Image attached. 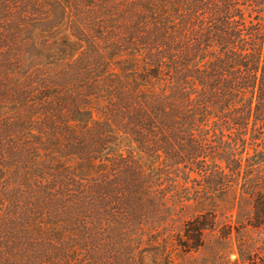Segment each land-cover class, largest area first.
<instances>
[{"label": "rangeland", "instance_id": "374dc122", "mask_svg": "<svg viewBox=\"0 0 264 264\" xmlns=\"http://www.w3.org/2000/svg\"><path fill=\"white\" fill-rule=\"evenodd\" d=\"M23 1L0 18V260L264 264V198L159 160L130 120L142 0Z\"/></svg>", "mask_w": 264, "mask_h": 264}, {"label": "trees", "instance_id": "16d2710c", "mask_svg": "<svg viewBox=\"0 0 264 264\" xmlns=\"http://www.w3.org/2000/svg\"><path fill=\"white\" fill-rule=\"evenodd\" d=\"M69 2L30 0L64 16ZM13 3L19 0H0L1 19H8ZM142 3L135 32L144 48L134 55L141 69L134 68L127 76L125 95L130 120L157 137L159 160L166 157L170 166L196 167L210 187L239 185L237 195L249 194L259 202L264 191L250 190L248 184L255 177L264 183V175L257 171L264 166V0ZM24 223L21 228L30 234L29 221ZM16 259L0 264H111Z\"/></svg>", "mask_w": 264, "mask_h": 264}]
</instances>
